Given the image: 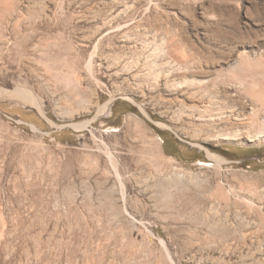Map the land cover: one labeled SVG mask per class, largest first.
I'll use <instances>...</instances> for the list:
<instances>
[{
  "label": "rangeland",
  "instance_id": "374dc122",
  "mask_svg": "<svg viewBox=\"0 0 264 264\" xmlns=\"http://www.w3.org/2000/svg\"><path fill=\"white\" fill-rule=\"evenodd\" d=\"M263 117L264 0H0V264H264Z\"/></svg>",
  "mask_w": 264,
  "mask_h": 264
},
{
  "label": "bare ground",
  "instance_id": "6f19581e",
  "mask_svg": "<svg viewBox=\"0 0 264 264\" xmlns=\"http://www.w3.org/2000/svg\"><path fill=\"white\" fill-rule=\"evenodd\" d=\"M156 48H157V46H156ZM160 48V47H159ZM161 49V48H160ZM159 51H161V50H159ZM156 52H157V50H156ZM153 56V55H152ZM155 56V55H154ZM153 56V57H154ZM154 61V60H153ZM149 64V63H148ZM163 64V63H162ZM159 65V64H158ZM161 65V64H160ZM165 65V64H164ZM163 66V65H162ZM153 67V66H152ZM156 67V68H155ZM155 67H153V68H150V70H149V72H150V74H148L150 77H152V78H154L153 80H155L158 76H159V74H160V72L163 70V68L162 67H159L158 69H157V66H155ZM148 70V69H147ZM152 70V71H151ZM148 72V71H147ZM148 76V77H149ZM158 80V79H157ZM190 91V90H189ZM191 93V92H190ZM194 95V94H193ZM196 95V94H195ZM194 95V96H195ZM29 100H31V99H29ZM33 100V99H32ZM34 102V101H33ZM30 104V103H29ZM187 104V103H186ZM33 105H35V104H33ZM195 105V104H194ZM179 106V105H178ZM187 108V107H186ZM189 109H190V107H189ZM181 110H182V108H181ZM42 113V112H41ZM260 122H261V125H262V128H260V129H258L253 135H251L250 136V134H246L247 136V138H245V139H247L249 142H251V143H257V144H264V117L262 118V120H261V118H260ZM30 127H32L33 129H36L37 130V128L35 127V126H31L30 125ZM246 133V132H245ZM241 134H242V132L240 133L238 130H236V131H234V132H225V133H222L220 136H221V139L222 140H225V141H237V142H240V140H241ZM243 136V135H242ZM156 138L159 140V138L156 136ZM243 138V137H242ZM241 143V142H240ZM207 158L208 159H214V160H216V161H221L220 160V158H219V156H212V155H210V154H207ZM180 168V167H179ZM177 169V173L179 174V175H181V177H182V175L184 174V175H186L187 176V174H189V172H187L186 170H184V169ZM175 170V169H174ZM178 174H176L177 176H178ZM190 175V174H189ZM188 175V176H189Z\"/></svg>",
  "mask_w": 264,
  "mask_h": 264
}]
</instances>
